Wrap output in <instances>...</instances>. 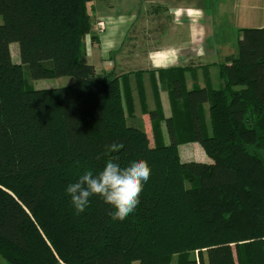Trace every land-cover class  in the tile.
Returning <instances> with one entry per match:
<instances>
[{
  "label": "trees",
  "instance_id": "obj_1",
  "mask_svg": "<svg viewBox=\"0 0 264 264\" xmlns=\"http://www.w3.org/2000/svg\"><path fill=\"white\" fill-rule=\"evenodd\" d=\"M89 1L0 0V258L264 264V26L239 32L237 55L219 67L218 89L187 91L175 73L170 115L163 116L157 95L153 111L143 106L151 146L131 121L128 92L87 64ZM13 43L19 64L9 55ZM25 67L32 81L74 83L35 90L23 79ZM161 124L167 143L157 141ZM186 143H197L210 162H181L177 146ZM112 144L123 147L104 155ZM114 156L121 167L143 159L151 169L134 213L113 220L111 206L94 196L75 214L67 185Z\"/></svg>",
  "mask_w": 264,
  "mask_h": 264
},
{
  "label": "crops",
  "instance_id": "obj_2",
  "mask_svg": "<svg viewBox=\"0 0 264 264\" xmlns=\"http://www.w3.org/2000/svg\"><path fill=\"white\" fill-rule=\"evenodd\" d=\"M88 11L92 29L83 39L87 64L96 75L111 73L122 94L128 92L131 121L143 128L151 146L150 121L142 110L153 111L157 95L163 116L170 115L169 84L175 73L187 91L218 89L219 67L237 55L239 32L264 26V0H91ZM9 50L12 62L19 64L17 44ZM121 100L128 109L123 96ZM161 125L157 141L167 143ZM177 147L181 162L208 163L197 143Z\"/></svg>",
  "mask_w": 264,
  "mask_h": 264
},
{
  "label": "clouds",
  "instance_id": "obj_3",
  "mask_svg": "<svg viewBox=\"0 0 264 264\" xmlns=\"http://www.w3.org/2000/svg\"><path fill=\"white\" fill-rule=\"evenodd\" d=\"M122 147V144L109 145L104 155L118 152ZM97 159L100 157L97 156ZM117 160L118 157L114 156L106 161L99 172L87 170L75 182L67 185L65 191L75 214L83 213L94 196L111 206L113 220L123 221L134 213L151 169L143 159L133 160L125 167H121Z\"/></svg>",
  "mask_w": 264,
  "mask_h": 264
},
{
  "label": "rangeland",
  "instance_id": "obj_4",
  "mask_svg": "<svg viewBox=\"0 0 264 264\" xmlns=\"http://www.w3.org/2000/svg\"><path fill=\"white\" fill-rule=\"evenodd\" d=\"M0 23H1V19H0ZM16 50H17V48H16ZM17 61H18V57L14 60V62H17ZM23 76H24L23 79L26 80V82L28 83V86H30L32 89H35V90L53 89V88H61V87L66 88V86L74 83V79L72 77H60V78H56V79H44V80L32 81L28 78L29 74H28V70L26 67L23 68ZM179 158L182 159V161H183L182 156ZM204 158H206V157H204ZM206 160H208V163L210 162L208 158H206ZM172 258L173 259H172L170 264H175L176 258H174V257H172ZM190 259H192V258L190 257ZM0 264H5V262L1 258H0ZM132 264H137V263H135V261H134V263H132Z\"/></svg>",
  "mask_w": 264,
  "mask_h": 264
}]
</instances>
